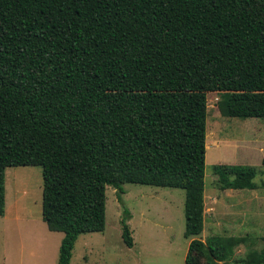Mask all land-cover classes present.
Masks as SVG:
<instances>
[{
  "label": "trees",
  "instance_id": "trees-1",
  "mask_svg": "<svg viewBox=\"0 0 264 264\" xmlns=\"http://www.w3.org/2000/svg\"><path fill=\"white\" fill-rule=\"evenodd\" d=\"M208 91L225 116L264 117V0H0V215L7 167L42 165V217L71 264L78 236L105 230L107 185L183 188L185 264H219L241 239L199 237ZM213 170L221 189L258 187L256 166Z\"/></svg>",
  "mask_w": 264,
  "mask_h": 264
},
{
  "label": "rangeland",
  "instance_id": "rangeland-1",
  "mask_svg": "<svg viewBox=\"0 0 264 264\" xmlns=\"http://www.w3.org/2000/svg\"><path fill=\"white\" fill-rule=\"evenodd\" d=\"M222 99L220 92H206V222L199 237L241 239L217 262L242 264L251 250L264 249V117L225 116L219 108ZM217 163L256 166L258 187L221 189L213 170ZM5 178L0 264H57L64 233L49 230L42 217V165L8 166ZM123 189L107 185L105 230L81 233L71 264H185L192 239L185 236V189L132 182ZM125 209L130 211L132 247L122 237Z\"/></svg>",
  "mask_w": 264,
  "mask_h": 264
},
{
  "label": "crops",
  "instance_id": "crops-1",
  "mask_svg": "<svg viewBox=\"0 0 264 264\" xmlns=\"http://www.w3.org/2000/svg\"><path fill=\"white\" fill-rule=\"evenodd\" d=\"M231 189V188H230ZM218 200V199H217ZM205 222H206V220H205Z\"/></svg>",
  "mask_w": 264,
  "mask_h": 264
}]
</instances>
